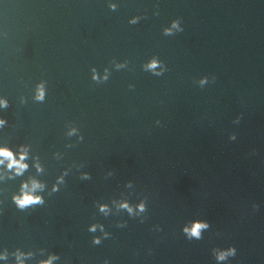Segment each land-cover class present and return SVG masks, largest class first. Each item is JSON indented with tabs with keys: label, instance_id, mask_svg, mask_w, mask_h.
Returning a JSON list of instances; mask_svg holds the SVG:
<instances>
[{
	"label": "water",
	"instance_id": "water-1",
	"mask_svg": "<svg viewBox=\"0 0 264 264\" xmlns=\"http://www.w3.org/2000/svg\"><path fill=\"white\" fill-rule=\"evenodd\" d=\"M0 101V264H264V0H0Z\"/></svg>",
	"mask_w": 264,
	"mask_h": 264
},
{
	"label": "clouds",
	"instance_id": "clouds-1",
	"mask_svg": "<svg viewBox=\"0 0 264 264\" xmlns=\"http://www.w3.org/2000/svg\"><path fill=\"white\" fill-rule=\"evenodd\" d=\"M172 27L180 30L179 24L176 21H173ZM165 34L166 35L171 34V29H165ZM157 66H158V61H156L155 59L152 60L147 65V67L149 69H156ZM157 75H159V73H157ZM201 83H204V81H201ZM36 99L37 100H43L44 99V91H43L42 87L38 89ZM0 106L6 107L7 102L6 101H0ZM3 124H4V121L0 120V125H3ZM26 158H27V151L24 149L21 150V152L19 153V159H17L16 154H14L10 149H8L6 147H0V165H3L5 163V161H7V168L9 170H14L17 175L22 174L23 171L28 167V165L26 163H24ZM42 187H43V185H41L39 182H37L35 180H33L31 182V185H29L28 183L23 184L22 188H21L20 195L13 197L16 205L19 208L23 209V208H26V207L31 206V205L43 203L42 197L35 194L36 191L38 189H42ZM122 207L128 208V205L124 204V205H122ZM139 207H140L141 211L144 210L142 204ZM105 210H106L105 206H101V211H105ZM128 210L131 212L130 208ZM207 227H208V225L206 223L196 222L193 224V226L190 229L185 228V232H187L190 237H195V238L199 239L200 234H201V230L204 228H207ZM90 231H95V226H92ZM93 243L99 244L100 240L94 239ZM229 251H230V253H232V252H234V249H231ZM20 255H23V254H20ZM225 255H226V253H221L218 256V259H221V260L224 259ZM53 259H55V257H50L47 261H42L41 264H52ZM17 260H18V264H23V260L20 259L19 255L17 257Z\"/></svg>",
	"mask_w": 264,
	"mask_h": 264
}]
</instances>
